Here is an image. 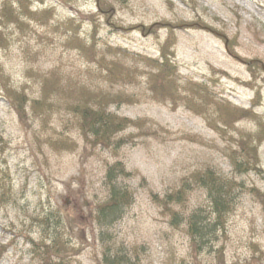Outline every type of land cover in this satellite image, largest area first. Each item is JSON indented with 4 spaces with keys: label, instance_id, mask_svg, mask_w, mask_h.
Segmentation results:
<instances>
[{
    "label": "rangeland",
    "instance_id": "rangeland-1",
    "mask_svg": "<svg viewBox=\"0 0 264 264\" xmlns=\"http://www.w3.org/2000/svg\"><path fill=\"white\" fill-rule=\"evenodd\" d=\"M105 1L126 31L97 0H0V264H38L49 209L63 264H264V0ZM164 44L176 77L161 74ZM98 106L127 118L105 145L81 115ZM240 155L258 170L234 171ZM207 171L238 186L223 226L211 215L194 244L189 216L208 205L194 175ZM109 183L131 204L97 223Z\"/></svg>",
    "mask_w": 264,
    "mask_h": 264
},
{
    "label": "trees",
    "instance_id": "trees-1",
    "mask_svg": "<svg viewBox=\"0 0 264 264\" xmlns=\"http://www.w3.org/2000/svg\"><path fill=\"white\" fill-rule=\"evenodd\" d=\"M15 1V0H14ZM19 2V0H16ZM15 3V2H14ZM20 4V3H19ZM98 5V15L101 14L106 19V24L110 25L113 28H121L122 31H126L124 28L119 27L115 25L114 22H112V18H110V9L112 7L106 3L105 0H97ZM110 12H109V11ZM10 15V13H9ZM100 15V16H101ZM94 14H92L89 18L91 20L92 26L95 28L96 33L98 32V27L101 28L100 25L94 23ZM16 23H20V25H25L24 22H22L18 18H11ZM18 19V20H17ZM160 26H142L137 25L134 27V29H139V31H142L144 34V31H147L149 28H153V33H157L160 29ZM161 28L167 29L169 32L173 30L172 25L168 24H162ZM93 36V35H92ZM72 42L77 43L79 42V45H81V40L78 37V34L75 32L72 34ZM167 45L164 44L161 46L159 51V57L164 58L161 59L159 63V67L161 68V74L165 76H175V70H172L173 64L170 63V53L169 50H166ZM163 62L165 65H162ZM168 64V65H167ZM251 65L254 66L252 62H250ZM264 70V65L260 68ZM106 71V68H104ZM160 77V76H158ZM52 84L48 87V90L51 91L52 89H55L54 81L51 80ZM1 90V85H0ZM10 91V90H9ZM48 91V92H49ZM160 92H164V88L159 89ZM198 95L201 93V96L204 95L205 98H209L213 100L215 97H212V94L210 90L203 89L201 86L198 88V91L196 92ZM20 95V96H19ZM18 98H16V101L19 102L18 109L23 107V101L25 100L24 96H22L20 93L17 95ZM242 111V110H241ZM82 117H84L85 120H89V122L86 123V126L88 127L90 131H92V135L94 136L95 140L105 145L107 144L106 136L114 129L116 125H119L118 123L121 121H126V117H122L117 115L116 113H110L107 112L105 108L98 106V108H90L87 109V107L82 110L81 112ZM263 134H260V139L264 138V128ZM252 158L255 159V153L251 154ZM250 156H243L240 155L239 158L234 159L233 161V170L237 173L244 172L248 173L249 171L258 170L257 165L251 164L250 162ZM110 174V172H108ZM107 173V174H108ZM108 175L107 180L111 182V176ZM195 180L197 182H200V185L203 187L207 197H208V205L205 209L198 208L197 210L193 211L192 214L189 216L188 221V231L191 236V239L194 241V244L201 243L204 238L206 237V233L212 234L211 232V224L210 223V217L213 215L214 221L218 223V229H220L222 225V221L224 219V215L226 214L231 201L233 200L234 195V187H237L238 185L236 182L233 181L232 178L223 176V175H215V173L211 171L204 172L202 174L194 175ZM108 183V182H107ZM109 196L105 202H103L101 205H97L98 208L96 209V215H95V221L101 222H112L114 218H118L125 207L129 206L131 204V199L129 197V193L127 190H122L116 188V186L112 183H109ZM176 198L183 197V189L178 190L176 193ZM201 209V210H200ZM49 209L48 213L41 216V222L44 223V225L47 227V230L50 234H54V238H50L51 240L47 244L46 239H43L39 242H34L32 245L31 252H33L34 256L39 260L38 264H63L64 258L67 256H62L61 252L65 253L66 241L65 238L61 235V231L65 230L66 228L64 226H61V214L57 212V210H53L52 212ZM50 213V214H49ZM208 213V214H205ZM49 214V215H48ZM64 220V219H63ZM216 223V225H217ZM221 225V226H220ZM61 227V228H60ZM60 228V231L57 232ZM71 229V228H68ZM67 229L68 234L71 232ZM210 230V231H209ZM57 233V234H56ZM51 236V235H50ZM60 242V246L62 250H60V246H56L55 244ZM68 242V241H67ZM200 248V246H199ZM120 257L116 258H105L106 263L105 264H124ZM60 261V262H59Z\"/></svg>",
    "mask_w": 264,
    "mask_h": 264
}]
</instances>
